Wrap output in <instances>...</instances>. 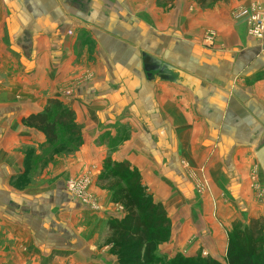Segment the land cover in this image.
Here are the masks:
<instances>
[{"label": "crops", "instance_id": "1", "mask_svg": "<svg viewBox=\"0 0 264 264\" xmlns=\"http://www.w3.org/2000/svg\"><path fill=\"white\" fill-rule=\"evenodd\" d=\"M251 4L0 0V264H118L101 231L125 210L66 188L109 155L170 222L155 264L223 263L233 222L264 218V38L235 18ZM50 100L74 114V152L47 155L25 121Z\"/></svg>", "mask_w": 264, "mask_h": 264}, {"label": "trees", "instance_id": "2", "mask_svg": "<svg viewBox=\"0 0 264 264\" xmlns=\"http://www.w3.org/2000/svg\"><path fill=\"white\" fill-rule=\"evenodd\" d=\"M194 1L201 8H208L225 0ZM25 121L41 131L50 143L57 139L58 128H64L69 134L75 132L76 147L80 144V130L74 122L73 112L57 100H50L42 113L31 115ZM111 164L106 176L114 182L109 188H116L113 198L125 210L120 220L108 221L112 251L118 264H155L156 247L168 239L170 222L162 205L156 203L142 185L137 170L127 162ZM228 234L226 264H264V218L252 219L248 224L235 221ZM181 259L180 264H221L209 258ZM172 262L179 264L177 259Z\"/></svg>", "mask_w": 264, "mask_h": 264}, {"label": "rangeland", "instance_id": "3", "mask_svg": "<svg viewBox=\"0 0 264 264\" xmlns=\"http://www.w3.org/2000/svg\"><path fill=\"white\" fill-rule=\"evenodd\" d=\"M203 8H207V7H203ZM72 133L73 134H69L67 129L58 128L57 139L55 140V142L51 143L52 146L49 152L47 153V155L58 154L60 156L65 153L74 152V150L77 149L79 145L76 147L77 143L74 142L76 138V133L73 131ZM112 162H115V161L111 158V155L107 156L103 160L101 168L98 170L96 174H94V172H91V173L87 172L77 177H74L68 180L67 187H66L68 192L72 194V196L77 202H79L80 204H87L93 210H96L98 208L99 206L98 198L103 196V198L105 199V202L108 203V207L110 211H112L110 213L113 214L110 218L116 216V209L120 211L124 210V207L116 202V198L115 197L113 198V195H112L113 190H115L116 188L114 187L113 190L109 188V185L112 182H114L113 181L114 179H111L110 177L108 178L106 175L108 172V168H110V166L112 165L111 164ZM101 233L104 234V238L106 236V238L104 239L105 243H109L110 242V232L108 231L106 232V230H104V231H101ZM228 241H229V234H228ZM201 258L205 259L206 257L205 258L201 257ZM177 259H178L179 264L183 261L181 257ZM172 263L169 262L167 264H172ZM222 264H226V255L223 258Z\"/></svg>", "mask_w": 264, "mask_h": 264}, {"label": "built area", "instance_id": "4", "mask_svg": "<svg viewBox=\"0 0 264 264\" xmlns=\"http://www.w3.org/2000/svg\"><path fill=\"white\" fill-rule=\"evenodd\" d=\"M235 18H245L248 23V34L254 38H264V6L251 4L235 13Z\"/></svg>", "mask_w": 264, "mask_h": 264}, {"label": "water", "instance_id": "5", "mask_svg": "<svg viewBox=\"0 0 264 264\" xmlns=\"http://www.w3.org/2000/svg\"><path fill=\"white\" fill-rule=\"evenodd\" d=\"M256 159L261 167L264 170V145H262L255 153Z\"/></svg>", "mask_w": 264, "mask_h": 264}]
</instances>
